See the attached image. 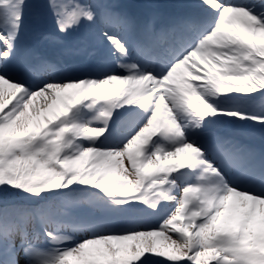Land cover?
Segmentation results:
<instances>
[{
    "label": "snow or ice",
    "instance_id": "6c2138e0",
    "mask_svg": "<svg viewBox=\"0 0 264 264\" xmlns=\"http://www.w3.org/2000/svg\"><path fill=\"white\" fill-rule=\"evenodd\" d=\"M189 7L0 0V264H264V152L221 131L264 128V0ZM33 16L110 59L34 79Z\"/></svg>",
    "mask_w": 264,
    "mask_h": 264
},
{
    "label": "rangeland",
    "instance_id": "374dc122",
    "mask_svg": "<svg viewBox=\"0 0 264 264\" xmlns=\"http://www.w3.org/2000/svg\"><path fill=\"white\" fill-rule=\"evenodd\" d=\"M40 21L43 20V17H37ZM28 28V27H27ZM26 31H28L26 29ZM114 87H121V85H115ZM38 102H39V98H38ZM182 155H185V154H182Z\"/></svg>",
    "mask_w": 264,
    "mask_h": 264
},
{
    "label": "bare ground",
    "instance_id": "6f19581e",
    "mask_svg": "<svg viewBox=\"0 0 264 264\" xmlns=\"http://www.w3.org/2000/svg\"><path fill=\"white\" fill-rule=\"evenodd\" d=\"M10 91V90H9Z\"/></svg>",
    "mask_w": 264,
    "mask_h": 264
}]
</instances>
